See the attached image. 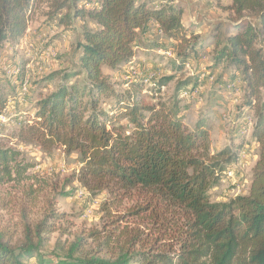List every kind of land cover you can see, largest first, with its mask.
<instances>
[{"label":"trees","instance_id":"trees-1","mask_svg":"<svg viewBox=\"0 0 264 264\" xmlns=\"http://www.w3.org/2000/svg\"><path fill=\"white\" fill-rule=\"evenodd\" d=\"M67 4L0 0V54L6 44L16 45L26 37L43 7L56 13ZM72 5L74 13L62 24L71 26L72 19L83 22L79 62L84 80L71 85L67 81L73 75L64 77L67 81L38 101L35 117L21 128L19 137L46 152L61 148L67 155L77 154L81 164L77 180L92 194L108 191L126 199L139 195L143 203L132 215L150 219L157 235L152 241L127 234L112 256L86 251L79 239L65 254L48 258L40 254L49 226L46 220L60 218L51 214L33 232L26 231L17 246L0 234V264H27L32 259L38 264H264V50L259 46L264 0H233L230 10L239 21L215 57V68L224 62L242 72L246 85L242 110L256 114L251 140L258 158L249 190L226 203H213L210 191L239 162L241 148L231 145L213 151L211 116L202 115L190 129L177 97L153 103L172 77L160 79L151 89L144 78L136 77L118 91L105 74L132 67L140 52L149 57L162 46L142 38L152 23L162 33L167 51L181 60L180 70L211 36L199 37L193 25L185 24L180 4L73 0ZM246 14L254 16L255 23L246 22ZM7 104L6 93L0 90V114ZM31 168L20 152L0 147V187L26 180ZM112 206L105 204L107 216Z\"/></svg>","mask_w":264,"mask_h":264},{"label":"rangeland","instance_id":"rangeland-1","mask_svg":"<svg viewBox=\"0 0 264 264\" xmlns=\"http://www.w3.org/2000/svg\"><path fill=\"white\" fill-rule=\"evenodd\" d=\"M65 1L67 8L56 13L43 7L32 21L26 37L16 45L6 44L0 54V90L8 99L7 108L0 114V147L20 152L32 165L26 180L0 187V234L11 245L17 246L24 241L26 231L31 229L33 232L36 225L54 214L60 218L48 217L46 220L49 226L42 235L45 241L40 254L48 258L63 255L82 239L86 251L112 256L119 250V240L127 234L136 233L138 237L152 241L156 238V226L150 219L132 215L134 208L143 203L141 197L135 195L126 199L120 194L113 197L108 191L92 194L77 180L81 169L77 154L67 155L61 148L46 152L37 143H26L19 137L21 128L35 117L38 101L67 81L64 77L73 75L67 81L71 85L81 84L84 80L79 62L83 22L72 19L71 26L62 24L65 16L74 13L73 0ZM148 1L155 7L163 2L180 4L185 9V24L193 25L199 37L210 35V41L192 56L189 65L180 70L181 60L167 51L163 36L157 33L158 26L152 23L147 28V32H151L150 39L142 38L145 42L162 45L155 55H149L144 61L135 58L134 66L124 67L118 73L105 70V74L116 83L118 91L126 88L120 87L123 83L136 77L144 78L147 89L164 77H172L173 80L152 102L177 97L181 101L184 123L190 129L202 115L211 116L208 128L213 151L231 145L241 148L239 162L210 191L213 203L229 202L248 192L252 169L258 158V150L251 140L253 126L245 128L246 118L252 117L255 122L256 114L242 110L246 88L242 72L224 62L215 68V57L225 36L234 31V24L239 21L230 10L233 0ZM47 13L52 15L47 16ZM245 18L246 22L256 21L248 14ZM154 26L156 37L152 33ZM259 46L264 50V32H261ZM133 69L139 70L137 75L133 74ZM187 83L189 85H185ZM184 87L187 88L184 90ZM186 91H192L189 97H184ZM107 202L113 205L110 216L104 211ZM37 261L32 259L27 264H38Z\"/></svg>","mask_w":264,"mask_h":264},{"label":"built area","instance_id":"built-area-1","mask_svg":"<svg viewBox=\"0 0 264 264\" xmlns=\"http://www.w3.org/2000/svg\"><path fill=\"white\" fill-rule=\"evenodd\" d=\"M162 35V33H160ZM138 69H133V74L137 75L138 74ZM146 82H148V80H146ZM24 91L27 92L28 91V88H27V85L24 86ZM192 91H186L184 93V97H189V94L191 93ZM253 122H254V119L252 117H247L246 118V125H245V128L248 129L250 128V126L252 127L253 126Z\"/></svg>","mask_w":264,"mask_h":264},{"label":"crops","instance_id":"crops-1","mask_svg":"<svg viewBox=\"0 0 264 264\" xmlns=\"http://www.w3.org/2000/svg\"><path fill=\"white\" fill-rule=\"evenodd\" d=\"M184 22H185V21H184ZM155 29H156V28H155V26H154V29H153V31H152V33L155 34V35H153L154 37H156V33H155L156 31H155ZM153 36H152V38H153ZM157 36H158V35H157ZM150 37H151V32H147V33L144 35V39H145V38L150 39ZM155 52H156V51H154V52L152 53V55H155ZM145 58H146L145 55H144L142 52H140V53H139V56H138V59L144 61ZM149 64H150V63H149ZM151 64H152V63H151ZM257 154H258V153H257ZM256 159H257V158H256Z\"/></svg>","mask_w":264,"mask_h":264}]
</instances>
